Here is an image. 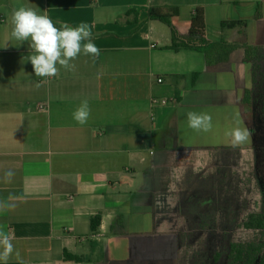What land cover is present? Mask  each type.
<instances>
[{"label":"crops","instance_id":"crops-1","mask_svg":"<svg viewBox=\"0 0 264 264\" xmlns=\"http://www.w3.org/2000/svg\"><path fill=\"white\" fill-rule=\"evenodd\" d=\"M21 6L57 28L88 23L100 55L81 53L71 70L57 64L56 76L36 77L29 42L11 37ZM197 6L210 41L255 48L264 0H0V232L12 245L0 264H150L180 245L164 222L182 212L179 197L195 194L198 165L230 148L224 119L251 132L247 111L255 112L246 48L209 66L204 53L173 50L170 28L149 19L152 7H176L173 25L186 35ZM227 20L248 21L249 43L237 42L240 29H221ZM85 99L91 111L80 125L72 113ZM189 111L210 114L211 131L190 129ZM65 251L85 261H66Z\"/></svg>","mask_w":264,"mask_h":264},{"label":"rangeland","instance_id":"rangeland-1","mask_svg":"<svg viewBox=\"0 0 264 264\" xmlns=\"http://www.w3.org/2000/svg\"><path fill=\"white\" fill-rule=\"evenodd\" d=\"M210 24L214 26L216 22ZM245 31L240 30L237 42L249 43ZM254 41L255 48L246 53L256 66L250 93L255 112L253 115L248 110L246 117L252 127L251 141L236 148L217 149L208 156L210 161L198 165L194 171L195 194L178 198L182 212L173 214V220H166L161 229L178 237L180 245L168 259L150 264H231L232 244L264 242V232L244 227L249 215L264 214V21ZM233 122V118H225L222 125L228 129ZM201 176L207 180H198Z\"/></svg>","mask_w":264,"mask_h":264},{"label":"clouds","instance_id":"clouds-1","mask_svg":"<svg viewBox=\"0 0 264 264\" xmlns=\"http://www.w3.org/2000/svg\"><path fill=\"white\" fill-rule=\"evenodd\" d=\"M11 37L23 43L29 42L31 55L27 58L32 64L36 77H54L58 74L57 64L66 70L74 65L70 63L83 53L95 60L100 55V49L92 42V30L88 23L81 22L77 27H70L66 22L57 28L47 14L40 15L34 9L21 6L14 9L11 17ZM39 86V85H38ZM88 101L82 100L73 111L72 118L78 124L84 125L90 115ZM187 126L196 132H209L212 129V117L206 112L189 111L186 113ZM227 147L236 148L251 141V132L246 126H241L237 120L236 126L224 132ZM8 177L12 172L6 173ZM0 260L7 261L12 251V245L6 235L0 232Z\"/></svg>","mask_w":264,"mask_h":264},{"label":"trees","instance_id":"trees-1","mask_svg":"<svg viewBox=\"0 0 264 264\" xmlns=\"http://www.w3.org/2000/svg\"><path fill=\"white\" fill-rule=\"evenodd\" d=\"M261 5V3L258 4L256 13L258 19L263 16L259 11ZM134 13L136 16L134 22L137 23L138 15L136 11ZM178 14L179 9L176 7H152L149 11V19L151 21L166 24L170 28L172 34L171 48L173 50H193L204 53L209 66L214 65L218 59V56L224 54L226 51H232L239 47L246 48V53L249 51L246 46L227 44L224 39L219 42L210 41L207 37L205 8L203 6H197L194 8L190 29L186 35H181L173 25L172 18ZM247 26V20H227L221 23V29L223 31L236 28L245 30ZM197 77L198 74L193 76V84H195ZM179 94L180 92L177 91L178 96ZM100 222L101 217L93 218L92 230L94 233L98 231ZM244 227L248 231L264 232V214L249 215ZM230 258L231 264H264V242L259 244L255 242H250L248 244H232L230 247ZM65 260L82 263L85 261V258L70 254L69 252L65 251Z\"/></svg>","mask_w":264,"mask_h":264},{"label":"built area","instance_id":"built-area-1","mask_svg":"<svg viewBox=\"0 0 264 264\" xmlns=\"http://www.w3.org/2000/svg\"><path fill=\"white\" fill-rule=\"evenodd\" d=\"M159 83H161V82H163V79L162 78H160L159 80ZM169 100L167 99V98H154L153 100H152V103L154 104V105H162V106H164V105H168L169 104ZM43 107H40V109H42Z\"/></svg>","mask_w":264,"mask_h":264}]
</instances>
